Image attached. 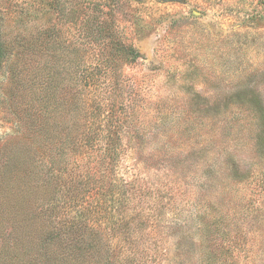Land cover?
<instances>
[{"label": "rangeland", "instance_id": "1", "mask_svg": "<svg viewBox=\"0 0 264 264\" xmlns=\"http://www.w3.org/2000/svg\"><path fill=\"white\" fill-rule=\"evenodd\" d=\"M0 43V264H264V0H0Z\"/></svg>", "mask_w": 264, "mask_h": 264}, {"label": "trees", "instance_id": "2", "mask_svg": "<svg viewBox=\"0 0 264 264\" xmlns=\"http://www.w3.org/2000/svg\"><path fill=\"white\" fill-rule=\"evenodd\" d=\"M122 49H124V50L126 49V52L130 51L129 53L131 54V59L136 60L139 58V54L136 51H134L132 48L127 49L126 46H124V47H122ZM3 58H4L3 44L0 43V60ZM37 129H38V127H37ZM35 132H38V131H35ZM87 137L88 136H86V135H82L79 140H81V142L86 143ZM96 218H99V217H96ZM91 219L92 218H89V217L85 216L84 214H82L81 212L77 211V213L71 217V221L70 220L67 221V228L69 231L70 240L77 242V241H81L84 237H86V234L82 231L84 228H86L83 225L84 224H91ZM92 221H94V220H92ZM95 222H96V220H95ZM93 250L96 252V254L102 255L100 249L97 248V246L95 248H92V251ZM127 256H128V254H124L123 257L127 259Z\"/></svg>", "mask_w": 264, "mask_h": 264}]
</instances>
